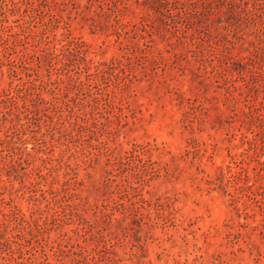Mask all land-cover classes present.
Returning a JSON list of instances; mask_svg holds the SVG:
<instances>
[{
  "label": "rangeland",
  "instance_id": "obj_1",
  "mask_svg": "<svg viewBox=\"0 0 264 264\" xmlns=\"http://www.w3.org/2000/svg\"><path fill=\"white\" fill-rule=\"evenodd\" d=\"M0 264H264V0H0Z\"/></svg>",
  "mask_w": 264,
  "mask_h": 264
}]
</instances>
